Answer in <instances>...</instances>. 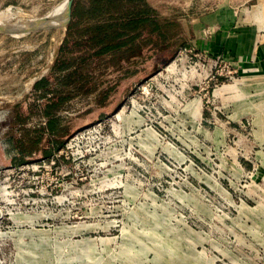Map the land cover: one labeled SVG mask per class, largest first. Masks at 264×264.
<instances>
[{"label":"rangeland","instance_id":"374dc122","mask_svg":"<svg viewBox=\"0 0 264 264\" xmlns=\"http://www.w3.org/2000/svg\"><path fill=\"white\" fill-rule=\"evenodd\" d=\"M62 1L0 0V264H264V60L55 68ZM234 6L264 34V0Z\"/></svg>","mask_w":264,"mask_h":264},{"label":"trees","instance_id":"16d2710c","mask_svg":"<svg viewBox=\"0 0 264 264\" xmlns=\"http://www.w3.org/2000/svg\"><path fill=\"white\" fill-rule=\"evenodd\" d=\"M211 3L209 0L204 5L210 7ZM185 7L187 12L180 7L170 8L174 15L164 17L146 0H73L75 21L66 31L54 67L67 68V61L61 63L60 60L64 58L65 51L74 47L87 53L79 63L81 71L85 68L97 71L104 66L102 73H107L121 69L122 61L136 56L145 47L158 52L156 43L176 46L182 32L177 17L197 15L202 11L198 1ZM145 28L152 39L145 36ZM68 74L74 84H79L73 78V71H68Z\"/></svg>","mask_w":264,"mask_h":264},{"label":"crops","instance_id":"0c3cea01","mask_svg":"<svg viewBox=\"0 0 264 264\" xmlns=\"http://www.w3.org/2000/svg\"><path fill=\"white\" fill-rule=\"evenodd\" d=\"M196 1L201 3V13L197 15L189 14L187 17L184 15L177 17L182 30L178 45L187 43L195 49L222 55L234 67L243 71L251 67H257L262 63V60H264V34L247 27V24L237 14L239 11L237 12L234 9L236 7L234 6L235 4H243L249 0H217V3H215L216 0H210L212 2L210 7H208V4L204 5L209 0H167L166 3L168 5L164 10L161 9L162 7L153 5L152 0H146L148 5L156 8L160 15L164 17H171L170 14L173 7H180L187 12L185 6ZM174 2L178 5H173L175 4ZM72 16V23L69 27L75 21L73 13ZM211 27L213 28V33L208 34L207 31ZM144 34L149 39H152L147 28L144 29ZM156 46L159 49L160 47L162 49L173 47L157 43Z\"/></svg>","mask_w":264,"mask_h":264},{"label":"bare ground","instance_id":"6f19581e","mask_svg":"<svg viewBox=\"0 0 264 264\" xmlns=\"http://www.w3.org/2000/svg\"><path fill=\"white\" fill-rule=\"evenodd\" d=\"M68 3H69V0H67V2L65 3L64 1L60 2L59 5L54 9L52 10L51 12H48L46 15L42 16L44 17L45 20H49L51 19L52 20H58V27L57 29H60L66 22H67V19H68ZM13 13L14 12H3V13H0V19L1 18H9L10 16H13ZM22 17V16H21ZM42 19V18H40ZM2 22V21H1ZM6 22V21H5ZM28 22V21H27ZM26 22V23H27ZM30 22V21H29ZM47 22V21H46ZM43 23V22H42ZM23 24V23H22ZM20 25V24H19ZM45 25V23H43V26ZM47 25V24H46ZM41 26V25H40ZM171 66V64L169 65ZM172 67V66H171ZM170 68V67H169Z\"/></svg>","mask_w":264,"mask_h":264},{"label":"water","instance_id":"95a60500","mask_svg":"<svg viewBox=\"0 0 264 264\" xmlns=\"http://www.w3.org/2000/svg\"><path fill=\"white\" fill-rule=\"evenodd\" d=\"M72 1L73 0H69V3H68V20L60 29H66L72 23V19H73V16H72Z\"/></svg>","mask_w":264,"mask_h":264},{"label":"built area","instance_id":"2783aa9c","mask_svg":"<svg viewBox=\"0 0 264 264\" xmlns=\"http://www.w3.org/2000/svg\"><path fill=\"white\" fill-rule=\"evenodd\" d=\"M208 34H211L213 33V28H209L208 31H207ZM215 63L217 62H223L224 63V67H226L228 70L230 69L231 66H233L230 62H227L223 57H217L215 60H214Z\"/></svg>","mask_w":264,"mask_h":264}]
</instances>
